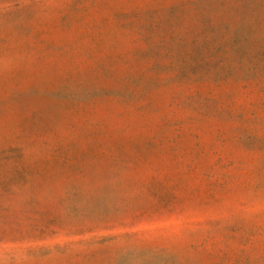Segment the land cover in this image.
Instances as JSON below:
<instances>
[{"label":"rangeland","instance_id":"1","mask_svg":"<svg viewBox=\"0 0 264 264\" xmlns=\"http://www.w3.org/2000/svg\"><path fill=\"white\" fill-rule=\"evenodd\" d=\"M0 264H264V0H0Z\"/></svg>","mask_w":264,"mask_h":264}]
</instances>
